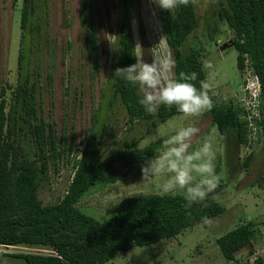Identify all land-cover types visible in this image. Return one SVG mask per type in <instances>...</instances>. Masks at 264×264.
<instances>
[{"label": "trees", "instance_id": "1", "mask_svg": "<svg viewBox=\"0 0 264 264\" xmlns=\"http://www.w3.org/2000/svg\"><path fill=\"white\" fill-rule=\"evenodd\" d=\"M136 1L118 0L120 16L113 34L107 87L111 94L110 106L112 99H119L127 113L129 129L138 122L151 124L145 129L146 134L158 124L182 113L175 106L161 105L155 116L147 114L139 104L138 87L114 76L118 67H126L137 59L130 18ZM215 4L217 19L227 24L234 40L232 47L237 51V68L241 73L243 54L246 53L259 78L261 103L257 123L260 126L259 140L263 143L264 0H216ZM38 6L37 0H21L17 80L13 86L6 84L10 89L9 100L5 97L6 88L0 90V245L51 251L6 254L25 264H104L119 251L171 239L190 226L204 223L205 217L223 213L225 208L212 193L191 207H187L183 194L130 195L118 201L109 216L102 220L78 206V202L93 189L114 183L133 169L139 171L150 156L163 148V141L173 134L162 136L143 148L132 147L144 136L132 137L124 148L103 157L98 144L105 133L106 123L102 122L99 131L91 133L86 143L83 140L75 143L72 137L67 138L65 126L61 130L53 120H46L41 109L42 92L37 84L40 72L23 66L27 52L21 49L26 39L40 37L43 29L46 33V14L38 12ZM158 14L164 42L175 60L177 78L180 72H195L197 80L192 83L199 88L206 77L205 51L202 47L190 45L184 48L187 37L199 24L196 0L195 3L190 0L188 6H180L171 12L159 8ZM95 15L93 0H84L79 17L85 55L94 61V68L99 71ZM27 34L30 35L28 38ZM50 78L51 75L47 74V79ZM65 93H68L67 87ZM210 95L215 105L211 111H206L211 123L223 135L234 132L233 146H237H234L237 151L235 169L249 171L255 151L242 161L239 159L247 134L241 110L231 98L220 103L211 91ZM94 121L97 123L98 118ZM28 143L34 148L33 155ZM116 163L126 168L124 173L118 174L114 170ZM66 166L70 167L71 174L63 196L54 203L44 204L39 189L49 179L48 170L58 174ZM262 181L264 176L257 183L261 185ZM256 236V223L246 221L216 238V244L226 260L234 261L238 252L253 246ZM248 253L253 254V249ZM249 264H264V257L256 256Z\"/></svg>", "mask_w": 264, "mask_h": 264}, {"label": "rangeland", "instance_id": "2", "mask_svg": "<svg viewBox=\"0 0 264 264\" xmlns=\"http://www.w3.org/2000/svg\"><path fill=\"white\" fill-rule=\"evenodd\" d=\"M83 1L37 0V11L46 14L47 35L43 29L40 37L34 35L33 39H26L21 46L27 52L23 66L40 72L37 84L42 92L41 109L44 118L53 120L61 130L65 126L67 138L72 137L75 143L80 140L86 143L91 133H97L101 123H106L105 133L98 144L103 157L124 148V144L132 137L139 138L143 135L132 147L143 148L162 136L174 135L181 127H199L200 133L193 149L207 140L211 141L216 153L215 172L220 177L219 186L212 194L225 208L223 213L209 218L210 224L199 223L171 239L119 251L104 264H249L256 256L264 257V181L261 185L257 183L264 176V144L261 143L256 148L249 171L234 172L231 168L232 136L229 133L221 134L211 123L206 111L192 117L176 114L146 134L145 129L151 125L148 121L135 123L129 129L130 126L126 123L127 113L119 99H112L111 106L109 103V66L96 71L94 61L85 55L83 26L79 17ZM94 3L101 59L109 61L118 0H94ZM215 3L216 0H196L199 24L187 37L184 48L190 45L204 49V63L207 61L212 65L211 68L204 67L205 83L210 85L218 102L229 98L235 102L241 81V73L236 65L237 51L232 46L220 50V46L231 36L227 24L217 19ZM20 8L21 0H0V90L2 87L6 88L7 100L10 98V89L6 84L13 86L17 80ZM107 12L109 16L106 15ZM158 13L159 7L153 0H137L130 15L133 30L136 31L134 41L137 57L149 63L157 53L170 51L164 42ZM29 36L27 34L26 38ZM47 74L51 75L50 80L47 79ZM96 117L97 123L94 121ZM28 146L33 155V146L30 143ZM162 150L163 148L156 151L147 160ZM114 170L122 174L126 168L116 163ZM48 174V181L39 189V197L44 204L54 203L63 196L71 171L66 166L58 174L49 169ZM165 179L164 176L143 178L141 168L139 171L133 169L122 179L103 188L93 189L78 202V206L89 215L102 220L109 216L118 201L127 196L161 194L159 185ZM246 221L256 223L257 236L253 239V246L245 247L237 253L234 261H228L216 244V238ZM252 249L253 254L248 253ZM50 251L46 248L14 247L8 251H0V264H25L6 254L7 252Z\"/></svg>", "mask_w": 264, "mask_h": 264}, {"label": "clouds", "instance_id": "3", "mask_svg": "<svg viewBox=\"0 0 264 264\" xmlns=\"http://www.w3.org/2000/svg\"><path fill=\"white\" fill-rule=\"evenodd\" d=\"M162 10L171 12L180 6H188L190 0H153ZM195 3V0H191ZM135 27V26H134ZM132 37L136 31L132 27ZM114 46V42H111ZM211 68L210 62L204 63ZM175 60L170 51L157 53L149 63L137 57L136 62L126 67H118L114 76L137 86L141 98L139 104L147 114L155 116L161 105L176 107L185 117L200 115L213 109L214 101L210 95L209 84L201 82L199 88L192 83L197 73L180 72L177 78ZM200 133L196 126L181 127L174 135L163 141V150L142 166L143 178L161 177L166 179L159 185L161 194L184 195L187 207L204 201L219 186L220 177L215 172L216 153L210 140L193 149ZM204 223L210 224L209 218Z\"/></svg>", "mask_w": 264, "mask_h": 264}, {"label": "built area", "instance_id": "4", "mask_svg": "<svg viewBox=\"0 0 264 264\" xmlns=\"http://www.w3.org/2000/svg\"><path fill=\"white\" fill-rule=\"evenodd\" d=\"M261 85L257 74L253 71L248 55L243 54V63L241 70V81L238 91L235 95V103L241 110V116L245 121L247 129L246 141L242 144L239 159L242 161L252 151L261 145L260 126L257 120L260 116L259 106L261 103ZM81 148L82 146H78ZM0 251H8L14 246L0 245ZM2 247H4L2 249Z\"/></svg>", "mask_w": 264, "mask_h": 264}, {"label": "flooded vegetation", "instance_id": "5", "mask_svg": "<svg viewBox=\"0 0 264 264\" xmlns=\"http://www.w3.org/2000/svg\"><path fill=\"white\" fill-rule=\"evenodd\" d=\"M93 7H94V10H95V14L97 13L96 12V5H95V3H94V0H93ZM106 15L107 16H109V13L107 12L106 13ZM96 16V19H97V15H95ZM119 7H118V9L116 10V14H115V24L117 23V20H118V18H119ZM96 26H97V21H96ZM114 29H115V26H114ZM211 30H212V28H211ZM213 33V32H212ZM97 34H98V31H97ZM113 34H114V31H113ZM45 35H47L46 33H45ZM46 36H43V38H45ZM42 38V39H43ZM216 42H218V40H216ZM98 43H99V54L101 53L100 52V41H99V38H98ZM101 57H102V53L100 54V58H99V63H100V65H101V67H103V66H109L110 65V60L109 61H107V60H105V58L104 59H101ZM101 60H103V61H101ZM106 61V62H105ZM105 62V63H104ZM107 64V65H106ZM94 67H95V63H94ZM109 68V67H108Z\"/></svg>", "mask_w": 264, "mask_h": 264}, {"label": "crops", "instance_id": "6", "mask_svg": "<svg viewBox=\"0 0 264 264\" xmlns=\"http://www.w3.org/2000/svg\"><path fill=\"white\" fill-rule=\"evenodd\" d=\"M229 135H231L232 136V138H231V141H230V145H231V152H232V160H231V168H232V170H234V172H238V170H236L235 169V165H236V162H237V151L236 150H234V149H236V145H234V146H236V147H234L233 146V141L235 140V135H234V132L233 131H229ZM263 144H264V142H263ZM262 144V145H263ZM236 176V175H235ZM234 176V177H235ZM235 179H236V177H235Z\"/></svg>", "mask_w": 264, "mask_h": 264}, {"label": "water", "instance_id": "7", "mask_svg": "<svg viewBox=\"0 0 264 264\" xmlns=\"http://www.w3.org/2000/svg\"><path fill=\"white\" fill-rule=\"evenodd\" d=\"M234 46V40L230 37L227 42H225L222 46H220V50H224L227 47Z\"/></svg>", "mask_w": 264, "mask_h": 264}]
</instances>
